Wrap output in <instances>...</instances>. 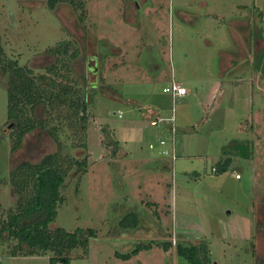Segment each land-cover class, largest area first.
Wrapping results in <instances>:
<instances>
[{"label": "rangeland", "instance_id": "rangeland-1", "mask_svg": "<svg viewBox=\"0 0 264 264\" xmlns=\"http://www.w3.org/2000/svg\"><path fill=\"white\" fill-rule=\"evenodd\" d=\"M48 3L0 0V46L49 81L97 89L87 126L69 101H54L46 114L61 125L65 167L81 156L76 145H88V169L75 174L71 166L55 226L95 229L97 236L87 250L71 251L69 264H191L178 255L180 242H206L210 264H264V0ZM173 80L188 91L176 102L175 142L168 123L150 125L153 115L172 116L165 89ZM6 83L0 81L2 220L16 208L23 180L11 173L57 150L36 130L13 151ZM107 131L120 142L116 153ZM233 141L245 143L250 158L214 171ZM26 182L30 198L35 187ZM134 212L141 227L123 231L120 222ZM152 242L128 260L119 256ZM164 242L173 246L157 245ZM9 249L0 247V264H50L53 255L14 257Z\"/></svg>", "mask_w": 264, "mask_h": 264}, {"label": "trees", "instance_id": "trees-1", "mask_svg": "<svg viewBox=\"0 0 264 264\" xmlns=\"http://www.w3.org/2000/svg\"><path fill=\"white\" fill-rule=\"evenodd\" d=\"M48 4L55 8L59 3H74L75 0H48ZM264 51L258 54L263 57ZM7 82L8 90V121L13 125V151L22 147L23 141L30 133L40 130L50 137L57 145V150L44 155L39 162H23L11 173V177H22L15 193L19 199L16 208L10 209L7 218L1 219L0 206V247L10 244L9 252L17 257L53 255L50 264H69L70 252L83 248L87 250L90 239L97 236L95 229H77L68 232L55 226L58 215L57 208L64 201L61 189L65 186L71 166L76 167L75 174H84L88 169V145L86 141L75 147L81 149V158H72L69 166L65 167L63 152L66 145L61 140L62 129L52 125V120L46 117L54 101L65 105L69 101V108L81 115L82 124L87 126L89 106L94 102L97 89L95 84L89 88L57 84L49 81L45 76L36 74L29 65L21 66L18 60L9 58L0 46V81ZM48 80V81H47ZM44 83V84H43ZM46 84V88L42 87ZM51 89L50 94H48ZM59 100V101H58ZM72 111V112H74ZM58 119H60L58 117ZM108 146L114 148V153L120 148V142L109 131L106 132ZM224 157L217 163L216 172H226L234 164L235 157L249 159L251 152L243 142L233 141L223 150ZM27 181V182H26ZM1 182V181H0ZM32 182L34 194L28 198L24 194V183ZM23 189V190H21ZM142 219L137 213H128L120 222L123 231L137 230L141 227ZM162 244L166 250L173 246L172 242ZM178 255L191 264H210L209 247L206 242L188 244L180 242L176 246ZM153 249L152 244L140 243L131 253L120 254L125 260L139 254L143 250Z\"/></svg>", "mask_w": 264, "mask_h": 264}, {"label": "built area", "instance_id": "built-area-1", "mask_svg": "<svg viewBox=\"0 0 264 264\" xmlns=\"http://www.w3.org/2000/svg\"><path fill=\"white\" fill-rule=\"evenodd\" d=\"M165 92L172 94L173 101H174L173 114L169 118H161V117L153 115L150 117V125L151 126H158L159 124L168 123L170 128H171L170 131L174 137L173 142H175V136L178 133V129L176 126V102L179 98L186 96L188 91H187L186 87H184L181 83L177 82L176 80H173L171 87H167L165 89ZM119 117L120 118L123 117L122 112L119 114ZM162 144H165V141H162ZM174 146H175V144H174ZM174 152H175V150L173 151V160H176L177 157H176V154ZM165 154H168V152H166ZM214 171H216L215 168H214ZM236 178L241 179L242 177L239 174L236 176Z\"/></svg>", "mask_w": 264, "mask_h": 264}, {"label": "water", "instance_id": "water-1", "mask_svg": "<svg viewBox=\"0 0 264 264\" xmlns=\"http://www.w3.org/2000/svg\"><path fill=\"white\" fill-rule=\"evenodd\" d=\"M12 127H13V125L10 126V128H12Z\"/></svg>", "mask_w": 264, "mask_h": 264}, {"label": "crops", "instance_id": "crops-1", "mask_svg": "<svg viewBox=\"0 0 264 264\" xmlns=\"http://www.w3.org/2000/svg\"><path fill=\"white\" fill-rule=\"evenodd\" d=\"M238 180H241V179H238Z\"/></svg>", "mask_w": 264, "mask_h": 264}]
</instances>
